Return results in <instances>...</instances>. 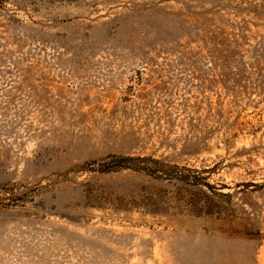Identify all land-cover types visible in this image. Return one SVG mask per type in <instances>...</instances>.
I'll return each mask as SVG.
<instances>
[{
	"label": "rangeland",
	"instance_id": "obj_1",
	"mask_svg": "<svg viewBox=\"0 0 264 264\" xmlns=\"http://www.w3.org/2000/svg\"><path fill=\"white\" fill-rule=\"evenodd\" d=\"M0 264H264V0H0Z\"/></svg>",
	"mask_w": 264,
	"mask_h": 264
},
{
	"label": "trees",
	"instance_id": "obj_2",
	"mask_svg": "<svg viewBox=\"0 0 264 264\" xmlns=\"http://www.w3.org/2000/svg\"><path fill=\"white\" fill-rule=\"evenodd\" d=\"M137 159H140V157H137ZM133 161H136V158L132 156H110L108 160L103 162L102 167H100V170L102 172H109L121 169H143L142 167H140V165H136Z\"/></svg>",
	"mask_w": 264,
	"mask_h": 264
}]
</instances>
